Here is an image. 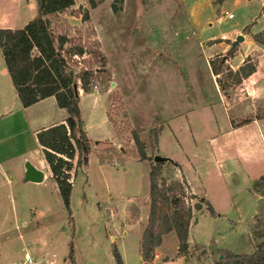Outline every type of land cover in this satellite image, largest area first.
<instances>
[{
	"label": "rangeland",
	"instance_id": "374dc122",
	"mask_svg": "<svg viewBox=\"0 0 264 264\" xmlns=\"http://www.w3.org/2000/svg\"><path fill=\"white\" fill-rule=\"evenodd\" d=\"M23 5L0 3V29L25 26L30 9L21 11ZM262 9L260 0H106L96 9L75 0L72 9L52 18L55 33L68 38L67 48L86 50L69 65L78 75L93 71L92 92L105 99L110 128L104 127L105 110L89 97L81 102L82 117L100 136H112L114 160L100 163L96 153L106 148H94L88 167L73 178L70 220L49 169L43 182L25 181L22 169L38 156L32 132L0 115V264L26 255L34 264H71V242L75 264H115L114 245L124 264H142L155 167L159 178L186 181L191 206L207 200L201 211L193 210L188 255L179 254L172 233L163 238L164 255L158 247L155 258L216 264L228 251L252 254L264 241V183L258 184L264 176V43L253 38L264 33ZM238 35L245 42L231 52ZM226 57L225 66L234 71L248 57L257 70L224 92L209 64ZM1 67L6 70L0 56ZM134 132L147 146L145 161L139 160ZM157 155L173 163L159 166Z\"/></svg>",
	"mask_w": 264,
	"mask_h": 264
},
{
	"label": "trees",
	"instance_id": "16d2710c",
	"mask_svg": "<svg viewBox=\"0 0 264 264\" xmlns=\"http://www.w3.org/2000/svg\"><path fill=\"white\" fill-rule=\"evenodd\" d=\"M105 1L88 0L92 9H96ZM36 6V16L22 29H0V52L23 108L54 97L59 108L67 112L64 123L41 129L36 133V139L49 165L52 179L57 184L69 219L72 220L70 199L73 178L79 169L85 170L88 167L89 156L95 152V144L91 142L85 130L77 83H81L80 89L84 93H91L97 85L94 84L93 71L85 70L78 75L69 65L71 58L85 56L86 50L80 46L67 48L68 38L65 35H57L53 28L52 18L72 9L75 0H36ZM113 10L118 12L116 4L113 5ZM87 19L88 14L85 16V20ZM253 38L258 43H264V33L255 34ZM227 58L218 63L211 60L209 64L211 72L217 77L216 81L224 92L240 85L257 70V63L248 57L234 71L225 66ZM221 76L227 80L226 84ZM250 121L246 120L242 125ZM133 140L139 160H147L149 158L146 153L147 146L137 132L133 133ZM110 144L108 141L96 142L97 146H105L103 152L108 153L106 157L103 152L96 153L100 163L114 160ZM159 174L156 167L150 173V215L148 225L141 237L142 264H153L156 248L161 246L164 236L172 233L178 239L179 254L188 255L193 210L201 211L203 204H207V200L202 199L201 202L191 206L187 197L186 181L177 178H159ZM261 183H264V176L260 178L258 184ZM208 209L212 215L215 214L210 205ZM111 253L115 264H124L116 245L112 247ZM68 259L71 264H75L72 242ZM216 264H264V241L256 246L252 254H236L228 251L225 260Z\"/></svg>",
	"mask_w": 264,
	"mask_h": 264
},
{
	"label": "crops",
	"instance_id": "0c3cea01",
	"mask_svg": "<svg viewBox=\"0 0 264 264\" xmlns=\"http://www.w3.org/2000/svg\"><path fill=\"white\" fill-rule=\"evenodd\" d=\"M24 1H25V6L23 5L21 7V11H22V8L24 10L25 7H29V9H30L29 18H27V20H25V22H23V23H25L24 25H26L30 21V19L32 17H34L33 15H35V13L37 11V6H36V0H24ZM1 2L6 3V2H8V0H0V3ZM6 29H17V28H14L13 26H8ZM0 56L4 60L1 52H0ZM0 76H1L0 93L7 95V99L4 97L2 98L3 106H0V115L14 117L11 121H8L9 124L16 122L24 130L29 129L32 132V134L35 138V141L37 143V146H38V148H37L38 150L36 151V153L38 156L42 155L41 158L37 156L36 157L37 160H35V162H34L35 164L34 165L32 164V165L34 167H36L38 170L43 172V174H44L43 181H44L46 178L45 171L47 169L50 170V168H49V165L47 164V162L45 161V159L43 157L41 147L39 146L37 139H36V133L38 131H40L41 129L49 128V127L55 126L57 124L64 123L67 119V112L64 109L59 108L57 101L54 97H49L45 100H42V101L28 107V108H23L19 102L16 90H15V88L12 84L11 78L7 72V68L5 70L3 67H1ZM78 89L80 90V106H81L82 100L85 97L91 98V99H89V103L93 104V106H99L98 107L99 109H101V107H102V109L105 110L106 115H105L104 121H103V123L105 125L104 127L110 128V124H109L108 117H107V111H106L107 110V104H106L105 99H103L102 96L98 95V92L84 93L80 88H78ZM96 116H98L97 113H96ZM83 121H84V119H83ZM84 123H85L84 124L85 130L87 132L89 139L91 140L92 143L95 144L94 148L97 146L96 142H99V141L104 142L107 140L109 142H112V136H110L108 138H106V136H100V134H98V132L94 130V127L92 126V124H89L86 121H84ZM100 124H102V122H100ZM105 131H106V129H105ZM110 131H111V129H110ZM31 155H32V153H30L29 150L25 151L26 159H30L29 157ZM2 170L3 169L0 167V174H1ZM22 172L25 174L26 169L23 168ZM33 184H39V183H33ZM8 185H10V184H8ZM167 237H168V235H167ZM159 252L161 254H163V252H164L163 248H161V246L159 247ZM165 257L166 256H162V258L159 259L160 255L156 254L154 264H163L165 261H167L169 259V257H166V259H165Z\"/></svg>",
	"mask_w": 264,
	"mask_h": 264
},
{
	"label": "water",
	"instance_id": "95a60500",
	"mask_svg": "<svg viewBox=\"0 0 264 264\" xmlns=\"http://www.w3.org/2000/svg\"><path fill=\"white\" fill-rule=\"evenodd\" d=\"M263 4L262 12H264V0H260ZM245 42V36L238 35L234 41L231 43L230 51H234L237 47H239L242 43ZM154 162L157 164H165V163H173V161L169 158L161 157V156H155ZM44 174L42 171L38 170L36 167H34L32 164L27 163L26 164V173H25V181L26 182H32V183H41L43 182Z\"/></svg>",
	"mask_w": 264,
	"mask_h": 264
},
{
	"label": "built area",
	"instance_id": "2783aa9c",
	"mask_svg": "<svg viewBox=\"0 0 264 264\" xmlns=\"http://www.w3.org/2000/svg\"><path fill=\"white\" fill-rule=\"evenodd\" d=\"M226 16H227L228 19L233 18V15L232 14H229L227 12H226ZM13 264H34V260L29 255H26L23 260L17 261V262H15Z\"/></svg>",
	"mask_w": 264,
	"mask_h": 264
}]
</instances>
